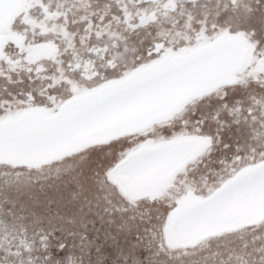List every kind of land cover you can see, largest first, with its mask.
Returning <instances> with one entry per match:
<instances>
[{
    "label": "snow or ice",
    "instance_id": "obj_1",
    "mask_svg": "<svg viewBox=\"0 0 264 264\" xmlns=\"http://www.w3.org/2000/svg\"><path fill=\"white\" fill-rule=\"evenodd\" d=\"M0 264H264V0H0Z\"/></svg>",
    "mask_w": 264,
    "mask_h": 264
}]
</instances>
